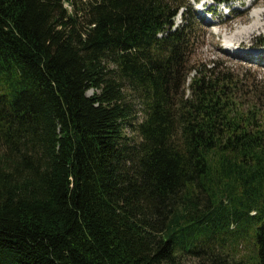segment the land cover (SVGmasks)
<instances>
[{"label":"trees","instance_id":"16d2710c","mask_svg":"<svg viewBox=\"0 0 264 264\" xmlns=\"http://www.w3.org/2000/svg\"><path fill=\"white\" fill-rule=\"evenodd\" d=\"M189 11L0 0V264H264V85L190 68Z\"/></svg>","mask_w":264,"mask_h":264},{"label":"rangeland","instance_id":"374dc122","mask_svg":"<svg viewBox=\"0 0 264 264\" xmlns=\"http://www.w3.org/2000/svg\"><path fill=\"white\" fill-rule=\"evenodd\" d=\"M210 4V0H205ZM233 4L229 7H237L244 0H232ZM263 0H257V2L242 12L243 8L246 6V2L240 7V10L235 9L233 12H228V3L217 7V18L214 22L206 24L197 12V7L194 0H187L189 5V12L194 17V38L192 45L189 47V67L194 68L198 71H202L203 66L210 67V62H214L215 65L219 67V70L223 74L238 76L246 82L247 89L250 95L253 92V88L249 87V81L253 79L254 83L260 82L264 85V56L260 57L258 60H245L236 56H232L226 52L225 44L227 38L240 26L247 25L251 22V17L254 11L258 8L263 10L264 6L260 5ZM259 4V5H258ZM261 6V7H260ZM214 9V8H213ZM213 9L212 12L214 11ZM228 12V13H227ZM181 10L178 11L177 15L174 17V26L181 23ZM226 14V15H225ZM230 17V18H228ZM221 22L219 25L218 23ZM217 24V25H216ZM264 25V21L262 23ZM229 35V36H228ZM246 49H257L261 51L264 55V26L259 30L252 31L248 36L241 40L239 44ZM203 65V66H202ZM186 87V85H185ZM88 96L91 95V91L86 93ZM133 107L136 112L139 109V104L137 100L132 99ZM138 115V113H137ZM250 235H247L244 240H240L239 245L235 250L230 251L237 256H242L248 254L251 251V240Z\"/></svg>","mask_w":264,"mask_h":264},{"label":"bare ground","instance_id":"6f19581e","mask_svg":"<svg viewBox=\"0 0 264 264\" xmlns=\"http://www.w3.org/2000/svg\"><path fill=\"white\" fill-rule=\"evenodd\" d=\"M194 2L196 4L198 14L200 15L201 19H203V21L206 24L207 23L210 24V22L215 21V19L217 18V15L219 14L216 9L217 7H219L217 3L212 2L211 0H210L211 2L210 4H208V2L205 0H194ZM243 2L245 3L246 0L242 1L235 8L231 6L229 7V5L233 4L230 1L228 2L227 10L229 12L230 11L233 12L235 9L240 10V7L244 4ZM256 2L257 0H249V3L243 8L242 12H244L249 7L253 6ZM258 3L264 6V0ZM211 9H213L214 11L212 12ZM251 19L252 20L249 24L238 27L236 30L232 32L230 36L228 35L229 37L227 38L226 40L227 42L225 44V48H226L225 50L226 52H228V54L245 59V60H258L260 57L264 56L263 54H261V51L257 49H249V48L246 49L242 45L233 46L235 44H239L241 40L244 39L246 36H248V34H250L252 31L259 30L260 28L264 26L262 24L264 21V9L261 10L260 8H258L256 11H254ZM220 23L221 22H219L218 25Z\"/></svg>","mask_w":264,"mask_h":264}]
</instances>
